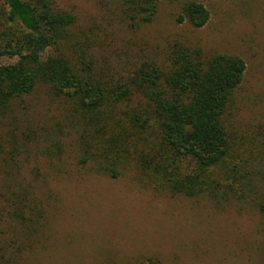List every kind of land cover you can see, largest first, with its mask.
<instances>
[{"label":"rangeland","instance_id":"rangeland-1","mask_svg":"<svg viewBox=\"0 0 264 264\" xmlns=\"http://www.w3.org/2000/svg\"><path fill=\"white\" fill-rule=\"evenodd\" d=\"M188 1L209 11L202 27L179 20ZM57 2L75 15L72 32L93 37V55L116 76L140 60L166 66L174 42L244 60L225 115L237 167L229 159L225 169H236L227 182L246 185L250 197L235 199L227 188L219 197L172 194L131 167L110 178L81 164L82 122L72 102L39 84L0 117V142L9 133L22 143L0 155V235L18 249L6 255L10 264H264V217L251 201L264 200V0H163L152 21L133 29L119 0ZM13 193L38 212L17 219Z\"/></svg>","mask_w":264,"mask_h":264},{"label":"trees","instance_id":"trees-1","mask_svg":"<svg viewBox=\"0 0 264 264\" xmlns=\"http://www.w3.org/2000/svg\"><path fill=\"white\" fill-rule=\"evenodd\" d=\"M0 1V57L13 60L0 62L1 118L16 98L41 84L70 100L82 122L81 164L91 163L110 178L131 167L154 188L172 194L219 197V190L227 188L225 194L235 199L250 197L245 196L246 185L236 189L227 182L236 180V169H230L232 174L225 169L229 159L237 167L225 115L243 80L241 57L206 56L200 47L174 42L166 66L140 60L127 75L116 76L93 55L96 40L72 32L75 15L57 0ZM160 1L119 0L124 22L130 29L149 23ZM209 16L202 3L188 1L179 20L198 28ZM20 144L16 135L7 133L0 155L12 156ZM13 195H18L19 205L10 212L17 219L38 212L36 203ZM251 201L264 217V200ZM10 243V236L0 235V264H10L6 255L18 253Z\"/></svg>","mask_w":264,"mask_h":264}]
</instances>
